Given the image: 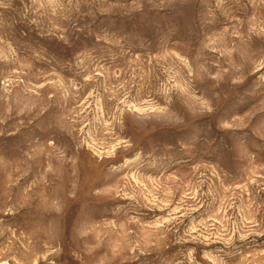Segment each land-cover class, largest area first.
I'll return each instance as SVG.
<instances>
[{"label":"rangeland","instance_id":"1","mask_svg":"<svg viewBox=\"0 0 264 264\" xmlns=\"http://www.w3.org/2000/svg\"><path fill=\"white\" fill-rule=\"evenodd\" d=\"M0 37V264H264L260 0H0Z\"/></svg>","mask_w":264,"mask_h":264},{"label":"clouds","instance_id":"2","mask_svg":"<svg viewBox=\"0 0 264 264\" xmlns=\"http://www.w3.org/2000/svg\"><path fill=\"white\" fill-rule=\"evenodd\" d=\"M34 2H36V0H34ZM79 2L88 3L89 0H79ZM260 4L262 7H264V0H260ZM0 39H3V37H0ZM258 66L264 67V53H262L261 55ZM231 67L234 69V71L232 72H229L228 69L221 70V75H223L224 73H228V79L224 81L223 87L220 86V81L217 77H211V73L208 74V76L216 82L205 83L202 89H200L201 97L197 98L198 100H206L208 108L205 112L201 113L199 109H197L195 112H189L188 109L185 108L183 102L178 99L177 103L174 105V111L177 114V123L172 129L169 130L168 133L164 134L169 135L177 140L183 139L186 132L193 131L192 129H187L184 127L185 121L188 119H196L198 115H202L204 118L211 119L212 121H214L215 126L221 127L222 125L220 121H222L225 116L224 111L219 109L221 97L226 93L230 96H234L236 97L237 104H243L246 100V96L242 95L240 90H231L234 85H242L244 82L242 79V77L244 76V73L242 71L243 64H233L231 65ZM262 103H264V101H262Z\"/></svg>","mask_w":264,"mask_h":264}]
</instances>
